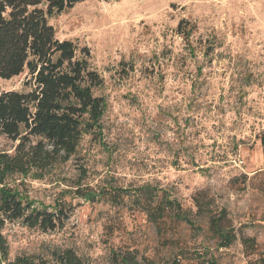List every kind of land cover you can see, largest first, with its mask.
<instances>
[{"label":"rangeland","instance_id":"374dc122","mask_svg":"<svg viewBox=\"0 0 264 264\" xmlns=\"http://www.w3.org/2000/svg\"><path fill=\"white\" fill-rule=\"evenodd\" d=\"M49 23L88 49L106 108L101 134L68 160L9 178L68 218L49 231L6 222L8 258L71 248L89 264H260L264 0H83ZM28 78L25 69L0 89L27 91ZM17 144L0 135V152ZM103 188L122 189L118 200ZM162 197L174 203L155 219ZM221 212L219 227L236 235L228 247L211 224Z\"/></svg>","mask_w":264,"mask_h":264},{"label":"trees","instance_id":"16d2710c","mask_svg":"<svg viewBox=\"0 0 264 264\" xmlns=\"http://www.w3.org/2000/svg\"><path fill=\"white\" fill-rule=\"evenodd\" d=\"M81 1L0 0V79H10L25 69L29 75L27 91L0 89V135L18 142L13 154L0 152V264H89L71 248L54 250L48 256L21 254L9 259L2 233L6 222L17 220L42 231L62 226L68 214L59 202L52 210L35 205L20 195L9 178L40 175L54 163L68 160L84 136L101 134L106 103L94 90L103 78L92 67L88 49L58 39L49 23L50 17ZM121 190L103 188L99 196L112 194L117 201ZM165 201L174 203L162 197L157 212L149 208L148 215L161 218ZM222 216L219 213L211 224L220 246L228 247L236 235L219 227ZM243 243L249 250L255 247L252 238H243ZM260 264H264L263 257Z\"/></svg>","mask_w":264,"mask_h":264}]
</instances>
